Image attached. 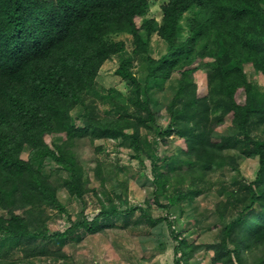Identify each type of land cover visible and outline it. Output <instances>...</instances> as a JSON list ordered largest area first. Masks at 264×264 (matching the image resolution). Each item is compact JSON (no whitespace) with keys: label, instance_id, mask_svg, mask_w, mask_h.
<instances>
[{"label":"trees","instance_id":"obj_1","mask_svg":"<svg viewBox=\"0 0 264 264\" xmlns=\"http://www.w3.org/2000/svg\"><path fill=\"white\" fill-rule=\"evenodd\" d=\"M154 1L0 0V209L8 215L0 216V264H15L3 257L7 243L15 242L25 260L58 255L50 244L62 247L81 230L100 232V221L119 213L101 201L94 220L86 218L51 235L47 208L62 207L50 175L41 170L46 161L66 172L68 193L83 199L89 179L71 149L75 141L120 140L134 159L151 161L154 182L166 192L175 185L161 168L175 172L176 161L160 164L155 142L172 135L183 139L185 156L205 170H238L231 151L259 159L256 180L239 184L218 205L225 213L233 208L219 242L194 246L173 233L181 253L175 264H195L191 261L202 251L214 253L212 264H264V91L247 76L249 68L264 75V0H169L162 5L160 21L144 20ZM194 8L186 22L189 36L180 40L181 21ZM154 35L166 48L157 59L151 55ZM129 48L134 59H125L116 70L129 83L128 93L101 87L102 66ZM201 69L207 75L204 96L193 79ZM175 73L178 89L165 128L157 124L150 89L163 86ZM101 103L111 114L100 112ZM78 108L81 127L73 124ZM227 119L231 132H217ZM153 132L158 137L154 144ZM56 135L65 140L51 147L46 137ZM180 173V178L186 176ZM197 178L204 180L201 173ZM186 196L192 200L195 190ZM163 222L169 225L167 218L151 223Z\"/></svg>","mask_w":264,"mask_h":264},{"label":"rangeland","instance_id":"obj_2","mask_svg":"<svg viewBox=\"0 0 264 264\" xmlns=\"http://www.w3.org/2000/svg\"><path fill=\"white\" fill-rule=\"evenodd\" d=\"M169 0L151 2L144 20L162 18V5ZM197 11L195 8L187 13L181 21L185 27L180 40H186L189 29L186 28L187 18ZM129 48L126 52L114 56L102 66L97 82L106 89L116 88L124 94L129 91L128 82L125 83L116 75L120 64L126 60H133ZM151 55L160 58L166 50L163 41L156 35L151 40ZM135 65L138 62L135 61ZM198 63L194 64V67ZM136 75L144 83L145 76L138 67L134 69ZM248 79L264 91V75L253 69L247 70ZM193 79L198 85L200 96L207 92V75L201 69L197 70ZM179 74L161 87H152L153 108L156 112L157 124L167 127L171 123L168 107L178 89ZM103 115L111 114V108L106 104H99ZM73 124L82 126L81 109L73 111ZM219 133L231 132L229 119L217 127ZM146 136V130L142 131ZM158 137L153 132L150 140L156 141ZM64 136H47L46 141L52 147L62 143ZM182 138L176 135L164 138L161 143L155 142L158 150L160 164L176 161L171 172L163 165L161 171L169 173L174 187L163 190L162 185L155 184L150 160L142 164L133 158L132 149L123 145L120 140L103 139L91 142L89 139L75 141L71 148L81 162L85 177L89 179L88 192L84 198L71 196L65 188L66 172H58L59 167L51 161H46L41 170L50 175L51 182L57 188V195L62 209L47 208L50 219L47 223L50 234L63 233L72 224L83 222L84 219L94 220L101 211L102 203L118 209L119 213L101 220L102 230L93 234L83 230L67 238L64 245L50 244V249L58 255L33 257L23 259V254L15 242L3 246V257L15 264H175L176 256L181 257L177 251V235L189 245L213 244L219 242V234L226 226V218L232 217L233 208L228 211L218 209L221 202H225L239 184H251L257 178L259 159H249L236 151H231L239 164L238 170L231 167H213L205 170L201 164H196L183 153ZM22 157L28 159L29 150H25ZM100 169L97 171V167ZM191 169H195L191 172ZM180 172L186 176L180 178ZM204 177L203 182L197 178L198 174ZM198 185V191L195 185ZM177 191H176V190ZM188 190H195V196H186ZM220 192H223L221 195ZM174 195V200L170 199ZM181 199V201H177ZM179 202V203H177ZM176 203V204H174ZM116 206V207H115ZM22 214V212H18ZM224 213V217L221 216ZM0 216L7 212L0 209ZM167 218L166 222L152 225V221ZM225 219V220H224ZM172 225V226H170ZM174 233V235H173ZM214 253L212 251L195 254L191 262L195 264H212ZM192 264V263H191Z\"/></svg>","mask_w":264,"mask_h":264}]
</instances>
